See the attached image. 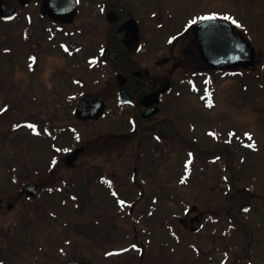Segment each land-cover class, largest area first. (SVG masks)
<instances>
[{
    "label": "flooded vegetation",
    "instance_id": "flooded-vegetation-1",
    "mask_svg": "<svg viewBox=\"0 0 264 264\" xmlns=\"http://www.w3.org/2000/svg\"><path fill=\"white\" fill-rule=\"evenodd\" d=\"M0 1L17 7L19 14L23 9L39 4L35 0H17L20 5L10 0ZM263 3V0H238L237 5L229 0H79L78 14L70 24H55L52 19L36 17L31 12L23 19L18 14L14 19L5 20L0 13V55L11 57L6 62L5 56V60L0 62V70L20 69L29 74L28 78L25 77V87L12 78L7 82L0 81V264H17L19 257L27 258L29 249L30 257L38 249L30 264H50L51 255L57 253L58 247L64 250L62 236L67 229V216L62 219L63 209H55L54 213L46 209L42 214L39 210V196H49L55 184L68 190L70 198L78 200L89 199L96 193L95 188L91 194L88 191L94 183L105 191L110 200H132L126 216L109 214L111 220L115 219V224L124 222L121 221L123 218L131 219L128 229L134 221L140 222L143 216H147L146 220L156 216L154 204L150 206L152 210L141 207L138 210L136 201L159 202L166 196L179 199V194L165 191L162 186L165 179L170 178L168 169L175 166L181 167L180 173L177 171L179 168L176 170L174 182L177 185L190 184L196 175L208 178L209 174L210 178L211 173L207 169L212 170V165L217 163L221 167L220 184L237 185L236 180H241L242 176L238 173L236 177L232 176L231 170L256 162L255 159L244 158V149L256 148L250 151L252 153L264 148V79L261 80L264 61L260 57L264 51L259 48V41H264V32L259 31L264 22L248 21L253 20L251 11L260 10L258 5ZM188 8L194 12L180 24L178 16ZM262 9L261 6L259 13L264 20ZM210 16L215 19H202ZM226 16L231 19H224ZM20 19L24 20L23 26L16 33L12 31L10 36V25ZM227 38L251 44L253 49L247 48L248 52L245 49L247 57L244 56L249 64L223 70L203 59L200 40L211 45L212 41ZM54 50L57 56L65 58L73 55L99 57L93 70L97 74L103 72L104 77L87 78L88 74L78 72L76 76L82 87L78 94L71 96L76 100L84 94L97 97L106 105L104 118H73L71 120L74 121H69L67 113L60 112L61 121L66 120L60 125L56 122V114L51 113L49 94L41 97L29 93L32 76L44 72L46 63L50 65V53ZM42 83L45 81L41 86ZM222 83L226 85L223 94L219 93ZM9 85L18 95L8 93ZM160 88L166 92L157 103V97L152 95ZM121 97L128 98L130 103H122ZM68 99L67 96L66 101ZM182 99L185 103L179 104ZM174 103L181 105L178 108L184 113L189 109V116L186 129L182 123H175L172 140L165 138L159 129L168 119L165 109ZM249 111L248 124L241 126L243 119L240 115ZM106 119L110 120L109 126L94 131V127ZM179 121L184 123V120ZM182 129L188 133L187 139ZM20 131L28 132L46 147L33 153H39L41 158L33 156L37 163L30 161V166L25 157L18 158L20 148L6 150L14 156L13 161L4 159L3 145L9 142L12 133ZM73 131L78 132L76 138ZM170 140L173 144H167ZM57 141L62 143L60 148L53 146ZM199 144L203 146L202 153L196 150L195 146ZM80 147L83 151L71 162L74 165L69 166L68 154ZM171 147L181 148L172 150ZM203 153L207 155L203 156ZM124 163L128 168L126 174V168L121 167ZM155 167L158 171L154 183L151 177ZM20 169L26 171L20 172ZM85 181L89 182L84 189L87 197L82 196ZM30 183L38 185V194L34 198L21 191L25 184ZM131 187L136 188V195L128 198ZM151 189L154 192H150ZM222 194L224 214L220 215L219 224L216 223L218 219L212 221L216 215H207L206 210L191 205L182 216L169 214L170 218H166L169 222L163 228L170 233L167 242L185 243L184 232H180L174 222H178L185 232L200 234L214 227L215 232L226 234L230 212L226 206V189ZM66 199H61L62 206H65ZM21 202L24 208H20ZM244 204L240 205L241 211ZM251 209L249 204L248 210ZM241 213L236 226L241 237L245 238L244 228L249 222L244 223L246 220ZM53 220L58 222L53 223ZM213 223L216 226H212ZM58 225L60 240L53 238V250L50 238L53 227L55 229ZM106 225H109L108 215ZM115 228L109 225L111 235ZM133 229L137 227L133 226ZM150 229L147 234L153 233L151 226ZM111 240L109 243L113 242ZM164 242L159 243L167 245ZM99 243L94 240V244ZM129 244L144 254L145 245H138V240ZM252 244L247 242L248 247ZM189 246L194 245L191 243ZM61 250L58 253H62ZM113 259L109 258L108 264H113Z\"/></svg>",
    "mask_w": 264,
    "mask_h": 264
},
{
    "label": "rangeland",
    "instance_id": "rangeland-1",
    "mask_svg": "<svg viewBox=\"0 0 264 264\" xmlns=\"http://www.w3.org/2000/svg\"><path fill=\"white\" fill-rule=\"evenodd\" d=\"M10 1H12L13 4L20 5L17 0ZM36 1L40 2V0H35V2ZM229 1H234L236 5L238 4V0ZM258 6L260 10L262 6V12L264 15V3L261 6ZM198 8L199 6L197 5L196 9ZM260 10L253 9L251 11L253 20L248 19V21H260L261 23L264 22V20L261 19V13H259ZM30 12L33 16L38 17L39 5L36 4L31 6L30 8L23 9L19 14V18L23 19L24 17L29 16ZM193 12V10L188 8L185 12L180 13L178 16V21L180 22V24H182L188 16L192 15ZM23 22L24 20L20 19L17 20L14 24L10 25V36H12V31L16 33L17 29L23 26ZM259 31L264 32V25L259 29ZM259 44H261V47L259 46V48L264 51V41L260 40ZM56 52L57 51L54 50L50 53V65L48 63L43 65V68L45 67L46 70L44 68V72L39 73L38 76H32L31 88H29L28 91L29 93H35V96L41 97L45 96L46 94H49L51 113L53 115L56 114V122L61 125L62 123L66 122V120L61 121V119L63 118H61L60 112L67 113L68 118H70L69 121H74L71 120L73 118L69 114V112H71V108H73L72 102L74 100L72 97L71 100L68 99L66 101V97L68 96V94H78V90L82 87V85L76 79L74 81H77V83L76 85H74L71 76L73 74H76L78 76V72L80 71L83 72L81 74H88L85 76L87 78H93L96 75H99V78H103L104 74L103 72L101 74H97V71L92 69V67L94 66H92L93 64L90 65L92 61H89L90 58L87 57L88 55H85L83 57H76V55H73L70 58H65L63 56H57L58 53L56 54ZM5 56L6 55H0V62L2 60H5ZM260 57L261 61H264V54ZM10 59V56H6V62ZM100 69L101 68H99V70ZM28 75L29 74L26 71L20 69H1L0 81L7 82L10 80V78H12L17 82L20 81L21 85L24 86V83H26L25 77L28 78ZM261 75H264V72L261 73ZM23 77L24 79H22ZM262 79H264V76L261 78V80ZM42 81H45V83H42L43 86H41ZM222 84V88L220 86L219 89V93L221 92V94H223V92L226 90L224 89L226 87L225 83ZM9 87V94L18 95L16 91H12L11 85H9ZM186 98L187 96H185V99ZM185 99H182L179 104L185 103ZM61 102L66 103L63 105V103ZM70 102L71 105L69 104ZM180 106L181 105L177 106L174 103L169 104V106L165 109L164 114L168 116V119L163 122L162 129H159V131L164 134L165 138L167 136L173 140L174 136L172 133L176 128V124L178 122L182 123L185 129L187 128L186 120L189 116V109L186 111L187 113H184V111L182 112L178 108ZM249 115H251L250 111L246 114L243 113L242 115H240V118L243 119L240 121L241 123H243L241 124V126L246 127V125L248 124L246 119L248 120L247 116ZM175 116L177 118H175ZM173 118L176 121L173 120ZM108 119L99 123V126H95L94 131L97 128L109 126L110 120ZM179 120H184V123L180 122ZM83 129H85V127H83ZM182 131L184 134V138L187 139L188 133L184 129H182ZM68 140L70 141V139ZM172 140H170V143L167 142V144H173ZM12 145L14 146L13 148H20V157H25L27 159V165L29 166L32 165V161L36 162L37 159L34 160V157L37 156L41 158V156H38L39 153H33H35V151L38 149L42 150V148H46L44 147V144L38 142L37 138L31 137L26 131H20L16 134L12 133L9 137V142L3 145V155L4 159L7 161H13L15 159L14 156H9L8 151H6ZM195 147L198 153H202L201 151L203 150V146H201V144L196 145ZM171 148H173L172 150H174L175 148L181 147ZM246 149H244V158L255 159L256 162L252 165H239L237 169L233 167L236 170H231L233 172V175H231L236 177V174L238 173L242 176V178L241 180H236V182L238 183L236 186V190L230 197H228L229 199L226 204L227 209L231 212L229 214V220H231V217L234 216L236 218V223L239 222L237 217L240 216V205L246 202H250L251 204H253L251 212L247 214H242L244 217V221L246 220L244 223L249 222L246 223L248 225H245L244 228L245 238L241 237L239 232L236 230L238 227H232L234 225L232 221L228 222L229 232L227 234H222L221 231L215 232L214 227H209L207 228V230H205L204 232L202 231L200 234L185 232L178 222H174V225L176 224L179 228L178 230L180 232H184L183 234L185 236H183V238L185 243L176 244L172 241L167 242L170 240V233H168L163 228L166 223L169 222V220L167 219H169L171 215L176 216L177 214L178 216H182L184 208L188 206L195 204L203 210H206L207 215L213 213L216 216L212 218V221L218 219L216 222L217 224H219L220 215L224 214V206H222V198L224 195L222 194V191L225 185L220 184V182L218 181L219 174H221V167L219 163L213 164L212 170L207 169V171L211 173L210 178L209 174L208 178L202 175H200V177H197L198 175H196V177L191 180L190 184L184 186L177 185L174 182V179L177 177L176 172H181V167L175 166L174 168H172V170L168 169L167 172L170 178L165 179V183L162 186L165 191L179 194V199H171L170 197L166 196V198L159 201V207L153 209V211L156 213V216L148 218L149 220H146L147 216H143V219L139 220L140 222L134 221V223L131 224V227L129 229L128 226L129 223H131V219H129L128 221V219L123 218L121 221L124 222H122L121 224H115V219L111 220L112 218L108 217L109 225L116 227V233H114L115 230L112 229V235H115L114 238L111 235V231H107L109 225H106V223H104L103 225H99V223L102 222L101 215L104 214V211L108 212L109 214H114L115 217L118 215V213H120L121 210L119 207V202H116L113 199L110 200L107 197L108 195L105 193V191L102 188H99V185H97L96 183H94V186H90L88 188L89 194L93 192L94 188L96 189V193L92 194V196L90 195L91 197L88 200L85 198L83 201H68L70 200L68 190H66L64 187H59V185L56 184L54 185L51 191L54 192L52 193L53 196L51 195V192H49V196H47L48 194L40 195L38 199L40 202V214H42V211L46 209H49L52 213L55 212V209H63L62 219L67 216V229L62 236V240H64V250H61L62 253H58L59 250H57V253L54 252L51 256L52 258L50 264H60V262L62 264H69L70 262L81 258L85 260H90L92 264H108L109 258H114L113 264H264V206H262V203H264V148L260 149L259 152L252 153ZM45 153L47 152L45 151ZM42 155L43 157L47 156V154ZM204 155L207 154L203 153V156ZM251 159L249 160L250 163ZM99 161L102 160L99 159ZM121 167L126 168L124 171V173L126 174L128 169L126 164H121ZM239 167L241 169H239ZM177 168L179 169L177 170ZM40 170L42 171V169H39V171ZM21 171L25 172L26 170L20 169V172ZM157 171L158 169H156L155 167L153 169V177H151V180L154 181V183L157 181ZM36 176H41V174ZM253 177H256L257 179ZM251 182H253L256 187L255 191L257 192L255 193L257 195L248 194L242 191V187L246 184V186H249V183ZM88 183V181H85V184H83L82 196L84 197H87L85 195L84 189L86 188V185ZM71 188L74 189V187ZM152 188L154 189V187ZM153 189L149 191L154 192ZM237 190H239L238 193L240 194L237 193ZM42 193L48 192L43 191ZM130 193L131 194L128 198H133L136 195V188L131 187ZM51 198H53L52 200L55 201H52ZM64 198H67V204L65 203V206L64 204L62 206V200ZM152 204H155V202L152 200H141L138 203L137 209H151L150 206ZM24 207L25 205L21 202L20 208ZM103 207H105V209H103ZM125 208L128 209V206H126ZM56 222L58 221L53 220V223ZM95 222H97V224H95ZM216 223H213L212 226H216ZM133 226H136L137 229L134 230ZM150 226L153 228V233L147 234L148 230H151ZM154 229L157 230V232H154ZM53 230L54 231L52 232L50 238L52 249L54 244L53 238L55 237L56 240H60L59 225L55 229L53 227ZM102 230H106L107 232L104 233ZM37 233H40V231H37ZM56 233L58 234V236H55ZM137 235H139L138 238H136ZM250 237H252V240L250 239ZM94 240L100 241L102 243V246L98 247V245L94 244ZM110 240L114 243H109ZM132 240H138V245H145L143 255L142 253H140L139 248L136 249L134 247L125 249V247L128 246L127 244H129ZM162 241H166L164 243H167V245H162V243H159ZM250 241L253 244L251 247H248L247 242ZM191 243L194 245L192 248L189 246V244ZM194 247H196L197 249L199 248L198 253L194 252V249H196ZM29 251H31V249H29ZM29 251V257L28 254L27 258L25 259H23L22 256L19 257V259H17V264L31 263L34 255L38 253V249H35L31 257ZM63 254H66L67 256H62Z\"/></svg>",
    "mask_w": 264,
    "mask_h": 264
},
{
    "label": "water",
    "instance_id": "water-1",
    "mask_svg": "<svg viewBox=\"0 0 264 264\" xmlns=\"http://www.w3.org/2000/svg\"><path fill=\"white\" fill-rule=\"evenodd\" d=\"M76 4H77V0H43L42 6H41V13L44 16H49L51 18L54 19V21H71L72 18L74 17L75 13H76ZM0 10L2 11V15L4 17L7 18H11L15 16V12H14V8L13 7H9L7 4H5L4 2L0 3ZM227 51L229 52H240L242 53V51H238L239 49L242 50L243 46L241 45L240 41H236L234 39H228L226 40V48ZM229 52H227L226 56L224 57H218L215 55H205V58L207 61H211V58H218V63L220 64H228L231 63V61H234L232 63L237 62L239 59V55L241 54H236V53H232L235 55H230ZM216 63V64H218ZM96 100L93 99L91 96H84L82 97L81 101L79 102V105L77 107L76 113L81 116L82 114H85V111H89L90 114L87 115H96V108L94 107L92 104V101ZM86 105V107H85ZM93 107V108H92ZM89 108V110H88ZM92 108V109H91ZM99 110L100 107L98 106ZM32 188L33 186L28 185L24 188V190L29 193L34 195V193L32 192ZM73 264H89L88 262L85 261H79Z\"/></svg>",
    "mask_w": 264,
    "mask_h": 264
},
{
    "label": "snow or ice",
    "instance_id": "snow-or-ice-1",
    "mask_svg": "<svg viewBox=\"0 0 264 264\" xmlns=\"http://www.w3.org/2000/svg\"><path fill=\"white\" fill-rule=\"evenodd\" d=\"M202 19H215V17L214 16H210V17H203ZM224 19H226V20H228V19H231L230 17H224ZM233 23H236L234 20L232 21ZM121 203H123V202H121Z\"/></svg>",
    "mask_w": 264,
    "mask_h": 264
}]
</instances>
